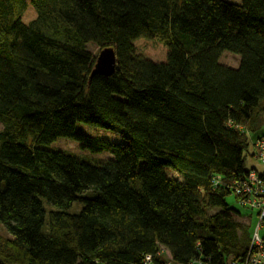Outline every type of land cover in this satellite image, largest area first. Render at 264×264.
I'll return each mask as SVG.
<instances>
[{"label":"trees","instance_id":"trees-1","mask_svg":"<svg viewBox=\"0 0 264 264\" xmlns=\"http://www.w3.org/2000/svg\"><path fill=\"white\" fill-rule=\"evenodd\" d=\"M31 3L26 24L27 0H0V264L244 261L254 229L227 198L260 174L249 162L264 139V0ZM141 38L167 61L140 54ZM105 49L116 71L91 79ZM64 139L113 158L49 149Z\"/></svg>","mask_w":264,"mask_h":264},{"label":"rangeland","instance_id":"rangeland-1","mask_svg":"<svg viewBox=\"0 0 264 264\" xmlns=\"http://www.w3.org/2000/svg\"><path fill=\"white\" fill-rule=\"evenodd\" d=\"M32 0H27V10L23 16V22L26 24H29L32 22L37 14L32 6L31 3ZM135 45L137 47V50L139 51L140 54L144 55L145 57L151 59L154 62H166L167 61V56H168V50L165 47L164 44L159 42L158 40L152 39H144L141 38L135 42ZM91 51L94 53H97V49L94 47V45H91ZM240 60L241 57L235 54H232L230 52H225L223 56L221 57V63L223 65L232 67V68H238L240 65ZM77 132H82L86 133L92 137L99 138V139H104L111 141L113 143H122V138L121 136L112 131H106L97 127H93L90 125L86 124H78L76 127ZM50 150L53 151H60L68 155L75 156L77 158L82 159L83 161L90 163V164H98L100 161H105L112 159L113 156L109 153H102V154H91L89 152L81 150V147L78 143L70 141V140H60L54 145H51ZM100 160V161H98ZM249 163L253 164L259 169H264V166L255 159L251 160ZM169 174L170 171L168 172ZM227 202L229 203L230 206L235 207L236 209H242L244 212L251 213V210L248 208H243L240 204V202L237 200L234 194L228 196ZM74 211H80V206L75 205ZM258 222L257 216L254 217L253 223L256 224ZM0 235L3 238H8L9 235L6 231V229L3 227V225L0 223ZM165 257L167 260L170 259L169 254L167 251H163ZM162 254V253H161Z\"/></svg>","mask_w":264,"mask_h":264},{"label":"built area","instance_id":"built-area-1","mask_svg":"<svg viewBox=\"0 0 264 264\" xmlns=\"http://www.w3.org/2000/svg\"><path fill=\"white\" fill-rule=\"evenodd\" d=\"M255 151L254 159L264 165V139L253 141ZM264 175L251 171L243 181H236L233 186L234 194L239 198L240 204L254 212L257 224L252 235L251 246L246 259L234 261L231 264H264V239L260 230L264 223ZM147 260H151L148 257Z\"/></svg>","mask_w":264,"mask_h":264},{"label":"water","instance_id":"water-1","mask_svg":"<svg viewBox=\"0 0 264 264\" xmlns=\"http://www.w3.org/2000/svg\"><path fill=\"white\" fill-rule=\"evenodd\" d=\"M117 59L113 49L101 51L96 58V64L91 74V79L96 75L111 76L116 71Z\"/></svg>","mask_w":264,"mask_h":264},{"label":"crops","instance_id":"crops-1","mask_svg":"<svg viewBox=\"0 0 264 264\" xmlns=\"http://www.w3.org/2000/svg\"><path fill=\"white\" fill-rule=\"evenodd\" d=\"M262 166H264V165H262ZM257 170L260 174H264V169L257 168ZM240 211L243 212V217H242L243 221H245L246 224L251 225L252 228L255 230V226L257 223L254 224L253 219L256 216V212L251 210V213H248V212H244L242 209H240ZM260 236L264 239V223H263L262 228L260 230Z\"/></svg>","mask_w":264,"mask_h":264},{"label":"bare ground","instance_id":"bare-ground-1","mask_svg":"<svg viewBox=\"0 0 264 264\" xmlns=\"http://www.w3.org/2000/svg\"><path fill=\"white\" fill-rule=\"evenodd\" d=\"M151 261H152V260H149V261H148V260L146 259V264H151Z\"/></svg>","mask_w":264,"mask_h":264}]
</instances>
